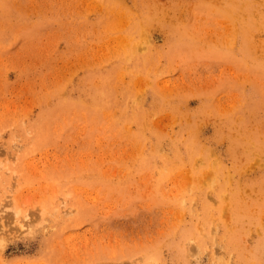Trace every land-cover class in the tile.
Wrapping results in <instances>:
<instances>
[{
	"label": "rangeland",
	"instance_id": "obj_1",
	"mask_svg": "<svg viewBox=\"0 0 264 264\" xmlns=\"http://www.w3.org/2000/svg\"><path fill=\"white\" fill-rule=\"evenodd\" d=\"M0 264H264V0H0Z\"/></svg>",
	"mask_w": 264,
	"mask_h": 264
}]
</instances>
